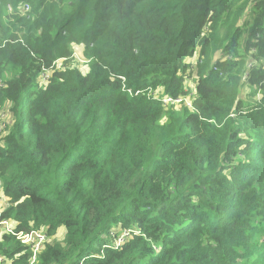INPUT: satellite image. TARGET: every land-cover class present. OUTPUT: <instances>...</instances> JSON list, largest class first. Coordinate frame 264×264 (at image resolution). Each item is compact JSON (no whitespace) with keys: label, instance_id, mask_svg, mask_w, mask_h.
Wrapping results in <instances>:
<instances>
[{"label":"trees","instance_id":"16d2710c","mask_svg":"<svg viewBox=\"0 0 264 264\" xmlns=\"http://www.w3.org/2000/svg\"><path fill=\"white\" fill-rule=\"evenodd\" d=\"M0 115V264H264V0H0Z\"/></svg>","mask_w":264,"mask_h":264},{"label":"built area","instance_id":"2783aa9c","mask_svg":"<svg viewBox=\"0 0 264 264\" xmlns=\"http://www.w3.org/2000/svg\"><path fill=\"white\" fill-rule=\"evenodd\" d=\"M20 9L23 13H27L29 10V7L27 5H21ZM8 11L11 12V8L8 7ZM148 92V97H150L153 100L159 101L163 106H166L168 104H173L174 102L180 103V102H184L187 103L188 99L186 98H178V99H173L172 97H158L155 93L151 92V91H147ZM127 93L129 95H138L141 92L137 91V92H131V91H127ZM190 99H193L194 96L193 94L189 95ZM4 115H0V133L3 129L4 123L2 121ZM0 203H2V208L0 209V228L4 229L6 231V234L8 235H12L16 240H18L21 244L23 245H27L29 247L32 248L33 250V257L32 260H35V256H36V252L39 249L40 244H42L45 239L46 236L43 233H37V232H31V233H24V232H14L11 228H10V221L7 219H3L2 218V214L4 213L5 207L8 206L7 202H3L0 200ZM132 231L130 230V233ZM134 234H137L134 232ZM123 241V240H122ZM121 240H119V242L113 247L117 248L121 242ZM0 262H2V260L0 259Z\"/></svg>","mask_w":264,"mask_h":264},{"label":"rangeland","instance_id":"374dc122","mask_svg":"<svg viewBox=\"0 0 264 264\" xmlns=\"http://www.w3.org/2000/svg\"><path fill=\"white\" fill-rule=\"evenodd\" d=\"M75 50H77V52H78L79 48H75ZM77 55H78V53H77ZM61 64H62V62H59V65H61ZM78 66L80 68V72L83 75H85L87 73L86 66H83L82 64H79ZM191 88H192V86L189 89H186V90L187 91H191L193 89V88L192 89ZM159 95L162 96V93H159ZM257 98H255L254 100H257ZM0 200L3 201V193H2L1 189H0ZM1 208H2V203H0V209ZM131 235L132 234H130V230L118 229V234L116 236L113 234V235H111V239H107L105 241L106 246H112V245L115 246L119 242V240H121V241L123 240L124 241L126 238H129ZM57 237L58 238H64L65 237V229L63 227L59 228ZM95 249H98V246H96Z\"/></svg>","mask_w":264,"mask_h":264}]
</instances>
